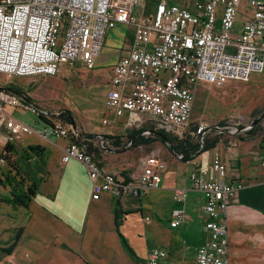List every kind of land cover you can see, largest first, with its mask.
Masks as SVG:
<instances>
[{
    "label": "built area",
    "instance_id": "obj_1",
    "mask_svg": "<svg viewBox=\"0 0 264 264\" xmlns=\"http://www.w3.org/2000/svg\"><path fill=\"white\" fill-rule=\"evenodd\" d=\"M243 1L0 0V75L52 77L64 65L94 68L107 33L118 25L133 26L135 43L113 67L105 101L110 116L102 125L113 127L124 118L127 129L148 127L146 136L153 131L183 138L201 83L222 88L228 82L248 83L254 73L264 72V2L245 0L252 16L236 34ZM15 111L46 118L39 133L43 139H69L61 162L76 160L85 166L93 200L104 193L116 200L140 197L161 188L166 163L160 158L144 157L136 178L109 172L89 152L93 141H77L80 134L74 126L60 120L67 113L51 114L6 88H0L3 150L34 131L14 117ZM204 129L200 127L197 134ZM228 173L216 156L209 169H197L190 176V189L203 195L208 216L207 240L198 249L196 264H229L225 216L244 186L229 181ZM187 193L177 189L174 198L181 202ZM182 223L183 215L178 214L171 227ZM168 255L152 248L147 264H166Z\"/></svg>",
    "mask_w": 264,
    "mask_h": 264
},
{
    "label": "crops",
    "instance_id": "obj_2",
    "mask_svg": "<svg viewBox=\"0 0 264 264\" xmlns=\"http://www.w3.org/2000/svg\"><path fill=\"white\" fill-rule=\"evenodd\" d=\"M252 12L244 0L240 6L234 33L241 31L243 23L252 16ZM124 32H131L127 34V40L119 37ZM135 35L136 29L129 25H118L107 33L103 47L110 37V43L118 50L119 57L113 61L110 70L105 71L98 63L102 47L88 86L75 87L65 81V77L69 75V65L61 67L58 77H35L45 78V81L57 78L59 87L53 86V91L59 93L67 88L76 93L75 100L69 98L66 101L69 106L60 104L53 107L54 110H46L43 103L45 99L49 103L56 101L49 96V87L44 90L36 85L38 90L42 91V95L38 94V99L30 93H27L30 96L27 97L21 91L15 90L11 87L14 83H10L11 86L0 85V88L14 91L30 104L51 114L72 112L75 115V131L80 135L96 137L91 145L98 151L95 155L98 162L109 172L136 178L142 171V159L146 157L142 155L145 151L143 148L139 149L140 157L131 172L116 170L113 164L108 165L104 161V157L108 155L106 144L110 143L105 137L117 138L116 131L122 133L132 129L125 127L124 118L119 125L109 129L102 125L103 119L108 116L105 101L111 87L113 67L124 51L134 45ZM73 68L85 67L78 65ZM37 81L40 83L41 79ZM100 85L105 87V92L101 97V107L97 109L96 88ZM202 85L209 84L201 83L197 94ZM16 113L22 114L15 111L14 117ZM76 115L84 116L85 119L78 122ZM191 124L192 119L186 134L198 137L200 151L185 159L171 148L167 162L160 158L166 163L160 189L151 190L140 197L125 195L119 200L112 194L104 193L100 200H93V183L85 166L76 160L66 164L61 162L69 139H43L39 135L46 126L43 122L41 131L27 135H35L34 142L25 144L22 142L27 137L25 136L19 141V147L14 145L15 155L23 158L18 161L19 166L23 163L24 170H31L40 183L38 195L27 209L14 208L0 202V264H147L149 251L155 247L169 254L166 264H196L198 249L207 240L205 225L208 216L204 211L203 195L190 189V176L197 169H209L216 156L227 165L228 180L242 183L244 186L236 203L229 207L225 216L229 264H264V139L242 138L246 129L241 128L238 123L211 126L200 123L195 127ZM200 127L205 129L198 135ZM210 134L217 135L218 139H215L210 150L202 152L206 136ZM222 136L230 140L227 142ZM30 146H40L43 149L42 162L29 153L31 159L26 161L25 151ZM1 151L2 148L0 163L7 164ZM2 166L0 164V167ZM177 189L188 191L186 198L181 202L174 198ZM10 191L9 187L0 186V198L9 196ZM117 202L123 213L120 227L116 226ZM178 214L183 215V223L177 228H172L171 222ZM121 236L132 252L124 246ZM12 245L15 246L8 253L6 250Z\"/></svg>",
    "mask_w": 264,
    "mask_h": 264
},
{
    "label": "rangeland",
    "instance_id": "obj_3",
    "mask_svg": "<svg viewBox=\"0 0 264 264\" xmlns=\"http://www.w3.org/2000/svg\"><path fill=\"white\" fill-rule=\"evenodd\" d=\"M149 4V3H148ZM127 34H131V32L123 33L119 35L121 39H126ZM119 57V52L114 45L110 43V37L107 38L106 43L102 49V53L100 55L98 63L99 67L103 68L105 71L110 70V66ZM67 71L69 75L65 77V81L68 84L73 86H88V80L94 75V68H80L75 69L72 66L67 67ZM61 74V71L56 75L58 77ZM52 78V77H50ZM41 79L40 83H37ZM57 79V78H56ZM45 81V78H8L4 75H0V85L2 86H11L10 83H14L11 87L15 90L21 91L27 97V93H30L32 97L38 99V94L42 95L41 89L38 90V87H42L44 90L50 88V97L56 99V101L52 102H43L46 106L45 109L50 111L54 110L60 104H65L66 101L70 98L75 100L74 98L77 96L76 93L71 92L67 88H64L62 92L53 91L54 87H59L58 80ZM105 77H102L104 80ZM38 85V87L36 86ZM105 92V87L100 85L96 88V97H95V105L96 108L99 109L101 107V97ZM13 94H16L12 91ZM37 94V95H36ZM17 95V94H16ZM38 96V97H37ZM69 106V105H68ZM73 109L72 107H70ZM98 111V110H97ZM72 118L75 122V115L70 112ZM95 115V113H94ZM100 116V113H98ZM108 116L110 114L108 113ZM15 118H17L20 122L27 124L33 132H39L43 128V121L39 119L37 114L34 112L28 113H16ZM76 118L79 121L85 119L84 116L76 115ZM192 127L198 126L200 123L208 124V125H229L238 123L241 128H245L246 131L243 133V137L250 138H258L264 139V72L253 74L251 78V82L249 83H241V82H228L224 87L218 88L212 85H202L198 89V94L196 96V101L194 104V110L192 115ZM125 120V119H124ZM106 129H109L107 127ZM130 131V130H129ZM128 131L120 133V131H116V137L121 139V143L115 145V140L111 141L109 144H106L108 155L104 157V161L106 164H113L116 167V170L119 171H130L133 169L134 165L137 163L138 158L140 157L139 147H130L128 144L127 135ZM188 135V134H187ZM218 136L215 134H210L206 136V141L209 143H214L215 139ZM224 140L227 142L230 138L226 136H222ZM36 140L35 135L27 136L22 140V142L30 143ZM236 140V138H234ZM192 143H198V137L193 138ZM18 142L16 147H19ZM99 144V143H98ZM100 145V144H99ZM98 145V146H99ZM20 149V148H18ZM144 153L142 155L146 157H158L162 160H168V153L171 155V149H168V146H164L161 142H154L151 145H144ZM3 151H1V154ZM33 162V161H32ZM3 166L0 167V179L3 180L5 175L11 173V175H15V170L13 167L8 166L7 164L0 163ZM23 171L24 164H20ZM169 170H171V165L169 166Z\"/></svg>",
    "mask_w": 264,
    "mask_h": 264
},
{
    "label": "trees",
    "instance_id": "obj_4",
    "mask_svg": "<svg viewBox=\"0 0 264 264\" xmlns=\"http://www.w3.org/2000/svg\"><path fill=\"white\" fill-rule=\"evenodd\" d=\"M67 114H63L60 117V120L64 122L67 125L75 126V122L72 118V115L70 112H65ZM39 119L45 123H48L46 118L43 116H39ZM148 127H144L141 129H132L127 135L128 144L130 147H139V149H144V145H151L154 142H161L164 146H168V149L174 150L178 155H182L183 158L188 159L191 156L195 155L198 151H200V142L199 143H192L191 141L193 136L191 135H185L183 138H178L175 136H172L170 134H166L164 132H153L150 131L151 135L146 136L144 135L145 132H148ZM80 138L77 139V141H80L82 138L94 141L96 140L94 135H80ZM75 138V137H74ZM105 139H109L111 141L115 140V145H118L121 143V139L119 137L113 138V137H105ZM75 140V139H73ZM92 143L89 145V152L95 155L98 153L97 149H95L92 145ZM214 146L213 143L208 144L206 141L203 143V151L206 152L210 150ZM42 152L43 149L40 146H30L28 147L27 151H25L26 156L24 158L27 160L31 159L28 155V153L39 159V162L43 161L42 159ZM15 149L14 146H8L3 150V160L5 163H7L8 166L13 167L15 170V175H11V173H8L5 175L4 179H0V186L1 187H9L10 188V194L9 196L1 197L0 202L3 204L11 205L14 208L23 207V208H29L32 200L38 195V187L40 181L37 180L34 173L29 171H23V169L19 166V162L22 157H17L15 155ZM96 158V157H95ZM39 167V166H38ZM116 214V226L120 227L122 224V218L123 213L119 206V203L117 202V208L115 210ZM121 239L123 240L124 246L132 252V250L129 248L126 240L121 236ZM15 245H12L8 250H6L8 253H10Z\"/></svg>",
    "mask_w": 264,
    "mask_h": 264
},
{
    "label": "water",
    "instance_id": "obj_5",
    "mask_svg": "<svg viewBox=\"0 0 264 264\" xmlns=\"http://www.w3.org/2000/svg\"><path fill=\"white\" fill-rule=\"evenodd\" d=\"M75 127V126H74ZM75 129V128H74Z\"/></svg>",
    "mask_w": 264,
    "mask_h": 264
}]
</instances>
